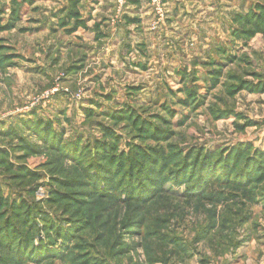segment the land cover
Returning a JSON list of instances; mask_svg holds the SVG:
<instances>
[{"label": "rangeland", "instance_id": "374dc122", "mask_svg": "<svg viewBox=\"0 0 264 264\" xmlns=\"http://www.w3.org/2000/svg\"><path fill=\"white\" fill-rule=\"evenodd\" d=\"M157 1L95 42L0 0V264H264V90L239 83L264 82V33L232 34L264 0ZM241 148L244 178L211 170Z\"/></svg>", "mask_w": 264, "mask_h": 264}, {"label": "trees", "instance_id": "16d2710c", "mask_svg": "<svg viewBox=\"0 0 264 264\" xmlns=\"http://www.w3.org/2000/svg\"><path fill=\"white\" fill-rule=\"evenodd\" d=\"M77 3H78V0H73L70 3V10H69V12L67 13V16H66L67 19L74 18L75 21H76L75 25H73L70 28L69 32H74L79 26H82V22L80 20H78L79 19V14L76 11ZM126 21H128V23H134L132 20L130 21L127 18H126ZM234 22L238 23L240 26H242L244 28H242L239 32L236 31V30L235 31L233 30V32H232L233 36L242 37L244 39H247L248 37H250L252 35L253 32H256V29H258V28L259 29H263V30H261V32L264 33V8L262 7V8H259L258 10H256V11H249L246 15H238L237 17L234 18ZM255 22L259 23V24H256ZM60 27L67 28L65 26V24L60 25ZM245 27H248V28H245ZM69 32H67V33H69ZM221 51H222V49L221 50L218 49L217 54H221ZM211 67H213V70L209 71V73L211 75L208 76V77L211 80V82L214 83L218 79V77H217L218 74H219L218 68L221 67V66L219 64L212 63ZM238 80H239V78H238ZM239 83L241 84V86H240L241 88H246L247 90H250V89H251V91H255V90L263 91L264 90V82H260L259 84H256V85H252V84L248 83L249 84V85L247 84L248 86H246L245 84L243 85V81L242 80H239ZM233 91H234V89H230L229 90V92H233ZM189 95L191 96L192 94H189ZM183 102H184V105H186L187 103L189 104V102H187V101H183ZM168 112H169V115L172 116V112H170V111H168ZM227 113L229 114L228 110H227ZM227 113H225V114H227ZM141 126H142V124H141ZM150 136H152V135H150ZM101 150H103V149L101 148ZM242 151H243L242 148L240 150L235 149L232 152V154L230 156H228V158H227L228 160L227 161L222 159V160H219L217 162V160H216L217 163L215 162V164L213 163L211 165V170H214V169H216L218 167L225 166L224 167V171L227 172V174L228 173H231V174H233V173L234 174L235 173L236 174H240L241 173V176L243 177V173L245 171H247L248 173L251 171V168H250V171H249V166L250 165L255 164L256 168H257V164L255 163V158L254 159H252V158L249 159V154H248L249 151L246 152L245 158H242V155L244 154ZM99 153H100V155L102 157L101 158V163H105L107 161L106 164H99L102 169H105V166L109 165V162H111L113 159H114V161L111 162L112 164L114 162H115V164L117 166L120 164V157L112 158V155L108 154V152H105V153L99 152ZM147 155L151 156V154H149V153ZM213 156L214 155H212L211 156L212 158L210 157V159H213L214 158ZM259 158H260V160H258V162H261V166H262V168H259L260 169V173H261V171H263V169H264V154H256V159H259ZM133 164H134V166H132V167H133L134 171H135V169H134L135 167L138 168V169H136L135 172H137V171H139L141 169L140 166H139L140 164H137V165L135 163H133ZM261 166H259V167H261ZM112 168H113V166H112ZM137 176L140 177L144 181H145V179L146 180L149 179L144 173H136L135 177H137ZM144 177H146V178H144ZM214 179H216V178H214ZM203 182L207 183V178H204ZM236 186L237 187H241L240 184H238ZM204 187H205V185L203 184L200 187V191L204 190ZM202 195H203V191H202ZM202 195H201V197H202ZM21 241H24V240L21 239ZM22 243L23 242H21L19 244L21 245ZM40 246H42V247L38 251L36 250V249H38L36 247L34 248V247L31 246L30 248H28V247L23 246V248H25L24 252L22 253L21 250H19L22 253L21 259L26 260V261L32 260V259L33 260H41V259H45V258H47L49 256L55 255V253L47 254L48 253L47 250H45L46 254H44V247H43L44 245H40ZM34 251H37L39 256H34L32 254V253H34ZM36 257H38V258H36Z\"/></svg>", "mask_w": 264, "mask_h": 264}, {"label": "crops", "instance_id": "0c3cea01", "mask_svg": "<svg viewBox=\"0 0 264 264\" xmlns=\"http://www.w3.org/2000/svg\"><path fill=\"white\" fill-rule=\"evenodd\" d=\"M30 0H27L29 2ZM73 0H37V2L41 3V6L37 7L36 9L39 10L42 14H44L45 17L55 15L54 17L56 18L57 25L60 27V25L65 24L67 28H71L73 25H75L76 21L74 18L67 19V13L70 10V3ZM128 1V0H126ZM148 5H149V11L143 7V4L141 3H136L137 6H139V10L135 11V17L138 16L139 19L143 20L145 19L144 17L147 16L146 21L149 20L150 12L152 11L154 14V18L156 22L161 21V19L158 18L157 14L155 13L154 8L151 5V0H147ZM184 0H165L166 5L170 4V8H184L181 6H175L176 2L180 3V5H183ZM35 3V2H34ZM127 3V2H126ZM125 5L123 6V14L122 15H117L116 14V0H78L77 6H76V11L79 14V19L82 22V26H79L76 31L73 33H65V35H75L76 37H80V35H84L85 33H91L93 34V39L95 42H99L102 40L103 35L101 31V27L103 26V23H108L107 19L109 18V21L112 23L114 22H119L122 19L126 21V18L128 19V16H130V13L127 12L126 14V9H129V6ZM188 3V2H187ZM223 2H220L219 4L221 5ZM32 5H34L32 3ZM186 5V4H184ZM142 6V7H141ZM186 7V6H185ZM230 7V6H229ZM174 9L173 11H175ZM124 14L128 16H123ZM132 17V16H131ZM138 18H130L132 19L133 22L136 24H140V21ZM157 18V19H156ZM49 19V18H47ZM129 19V20H130ZM53 21V19H50ZM111 24V23H110ZM92 27V28H91ZM65 29V27H63Z\"/></svg>", "mask_w": 264, "mask_h": 264}, {"label": "built area", "instance_id": "2783aa9c", "mask_svg": "<svg viewBox=\"0 0 264 264\" xmlns=\"http://www.w3.org/2000/svg\"><path fill=\"white\" fill-rule=\"evenodd\" d=\"M126 0H116V14L122 15L123 14V6L125 5ZM151 5L155 10L158 18L161 19L163 17V7L160 6L157 0H151Z\"/></svg>", "mask_w": 264, "mask_h": 264}]
</instances>
